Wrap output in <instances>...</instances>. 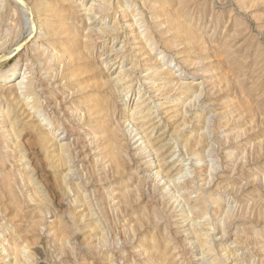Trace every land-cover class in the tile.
<instances>
[{
    "label": "rangeland",
    "instance_id": "rangeland-1",
    "mask_svg": "<svg viewBox=\"0 0 264 264\" xmlns=\"http://www.w3.org/2000/svg\"><path fill=\"white\" fill-rule=\"evenodd\" d=\"M0 264H264V0H0Z\"/></svg>",
    "mask_w": 264,
    "mask_h": 264
}]
</instances>
